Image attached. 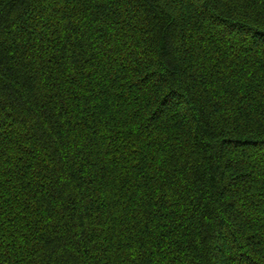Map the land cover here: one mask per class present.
<instances>
[{
  "label": "trees",
  "instance_id": "16d2710c",
  "mask_svg": "<svg viewBox=\"0 0 264 264\" xmlns=\"http://www.w3.org/2000/svg\"><path fill=\"white\" fill-rule=\"evenodd\" d=\"M0 264H264V0H0Z\"/></svg>",
  "mask_w": 264,
  "mask_h": 264
}]
</instances>
